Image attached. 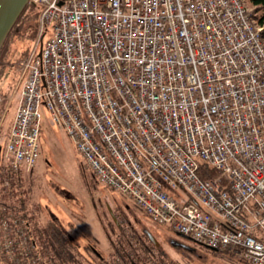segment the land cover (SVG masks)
Listing matches in <instances>:
<instances>
[{
    "label": "built area",
    "instance_id": "2783aa9c",
    "mask_svg": "<svg viewBox=\"0 0 264 264\" xmlns=\"http://www.w3.org/2000/svg\"><path fill=\"white\" fill-rule=\"evenodd\" d=\"M30 2L40 34L22 62L9 170L37 165L45 110L153 222L264 264V27L246 0ZM1 232L11 264H42L28 220Z\"/></svg>",
    "mask_w": 264,
    "mask_h": 264
},
{
    "label": "rangeland",
    "instance_id": "374dc122",
    "mask_svg": "<svg viewBox=\"0 0 264 264\" xmlns=\"http://www.w3.org/2000/svg\"><path fill=\"white\" fill-rule=\"evenodd\" d=\"M24 28L11 38L0 74V144L10 132L23 85L24 51L35 45L32 29ZM32 46V47H33ZM0 56V62H1ZM41 148L37 165L23 176L28 196L23 204L34 221L55 219L75 243L95 246L102 254H111L113 243L145 244L170 264H250L241 259L211 253L207 248L178 236L167 226H160L129 197L100 183L86 166L66 131L53 124L43 110ZM22 200V195H19ZM23 201V200H22ZM20 202V201H19ZM38 214V215H37ZM151 234L159 243L156 248ZM173 241L195 248L190 252ZM138 249L141 251V247ZM135 251H131L133 254ZM144 256L145 254L141 252Z\"/></svg>",
    "mask_w": 264,
    "mask_h": 264
},
{
    "label": "trees",
    "instance_id": "16d2710c",
    "mask_svg": "<svg viewBox=\"0 0 264 264\" xmlns=\"http://www.w3.org/2000/svg\"><path fill=\"white\" fill-rule=\"evenodd\" d=\"M248 6L252 9V15L255 18L258 25L264 27V0H246ZM40 9L34 3H29L23 13L20 15L16 24L10 31L1 51L0 62V74L2 73V67L5 63V57L8 52V45L11 42V38L17 35L24 28V23L31 27L33 40L35 41L40 34ZM264 37V30L262 32ZM33 46V44H32ZM32 46L27 48L23 55L19 58L22 59L28 55ZM9 133L4 144H0V223L3 213L5 211L12 213H19V209L23 206L24 201L27 199V189H23V173H14L9 170L8 162L5 159V145L8 139ZM215 174V173H214ZM22 195V200L19 198ZM20 201V202H19ZM31 221V231L33 234V240L38 245V248L43 257L42 264H100L103 261L106 264H116L113 260V256H120L126 264H139L140 261H149L146 254L138 256L139 249L145 247L148 255H151V261L155 264H170L162 256H157L156 251H153L151 246H144L142 244H132L131 241L127 243H113L111 246L113 251L110 254H102L96 250L94 246L82 247L80 244L75 243L67 232L61 227L55 219L48 222L34 221L32 216H29ZM207 248V247H205ZM211 253L218 254L217 251L207 248ZM131 251H135L133 254ZM141 252V251H140ZM142 254V253H141ZM231 257L238 258L232 254L223 253ZM137 255V256H136ZM0 264H11L8 260L7 254L3 249L0 238Z\"/></svg>",
    "mask_w": 264,
    "mask_h": 264
},
{
    "label": "water",
    "instance_id": "95a60500",
    "mask_svg": "<svg viewBox=\"0 0 264 264\" xmlns=\"http://www.w3.org/2000/svg\"><path fill=\"white\" fill-rule=\"evenodd\" d=\"M31 0H0V51L20 15L23 13L25 7L31 3ZM150 241L159 246L158 241L151 235ZM173 244L177 247H183L184 249L195 252V248L185 246L181 243L173 241Z\"/></svg>",
    "mask_w": 264,
    "mask_h": 264
},
{
    "label": "flooded vegetation",
    "instance_id": "af4514ba",
    "mask_svg": "<svg viewBox=\"0 0 264 264\" xmlns=\"http://www.w3.org/2000/svg\"><path fill=\"white\" fill-rule=\"evenodd\" d=\"M26 201V200H25ZM24 205H26V206H28L29 207V205L27 204V203H25ZM23 208V206L19 209V213H12V212H8V211H5L4 213H3V216H2V220H1V223H0V238H1V242H2V246H3V241H2V232H1V228H2V226H3V224L8 220V219H11L13 216H20V217H23L24 219H26V220H28V222H30V224H31V222H33V221H31L32 219H29V216H31V213H30V211L28 212V211H24V209H22ZM38 215V214H37ZM32 217H33V215H32ZM178 236H181V235H178ZM132 243V242H131ZM132 244H134V243H132ZM182 244V243H181ZM135 245H138V244H135ZM143 245V244H142ZM156 248H160V245L159 246H157V245H155V244H153ZM90 246H92V245H90ZM144 246H145V244H144ZM94 248L96 249V247L94 246ZM97 250V249H96ZM141 252H143L144 254H146V257H147V259L149 260L148 262L147 261H145V262H142V261H140L139 262V264H155L153 261H151V258H150V256L151 255H148V253L146 252V249H145V247L144 248H142L141 249ZM141 252L139 251V253H138V256H141L142 254H141ZM156 255L157 256H159L157 253H156ZM137 256V255H136ZM166 261H168L166 258H164ZM113 260L114 261H116V264H118V263H121V264H126L125 262H124V260L120 257V256H113ZM169 263H170V261H169ZM100 264H106V263H104L103 261H101V263Z\"/></svg>",
    "mask_w": 264,
    "mask_h": 264
}]
</instances>
